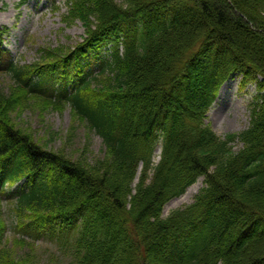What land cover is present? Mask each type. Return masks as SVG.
<instances>
[{
    "label": "trees",
    "instance_id": "16d2710c",
    "mask_svg": "<svg viewBox=\"0 0 264 264\" xmlns=\"http://www.w3.org/2000/svg\"><path fill=\"white\" fill-rule=\"evenodd\" d=\"M66 3L85 27L75 45L22 63L0 43V264H27L4 200L23 240L56 241L69 264H264V0ZM237 73L257 83L250 124L221 136L207 115ZM35 100L70 107L105 155L43 145L17 118ZM201 176L194 201L164 217Z\"/></svg>",
    "mask_w": 264,
    "mask_h": 264
},
{
    "label": "rangeland",
    "instance_id": "374dc122",
    "mask_svg": "<svg viewBox=\"0 0 264 264\" xmlns=\"http://www.w3.org/2000/svg\"><path fill=\"white\" fill-rule=\"evenodd\" d=\"M67 11L66 0H0V30L5 26L10 27V31L3 35L2 48L10 51L14 59L28 63L38 58L41 47L75 45L81 40L85 27L79 19L67 21ZM248 45L259 53V43L254 39H249ZM242 78L239 73L233 75L229 79L233 80L230 87L223 93L220 89L216 102L208 112L206 122L221 136L238 134L250 124V103L257 91V83L254 81L244 84ZM7 83V76L0 75V88L8 85ZM45 105L35 100L17 115L18 122L30 130L43 145L61 150L74 159L93 161L105 155L103 138L91 131L88 124L74 115L70 107L60 110L47 108ZM242 146L243 143L238 142L235 148ZM161 148L162 142H159L155 151L156 161ZM204 186V177H200L183 195L167 202L163 216L167 217L174 209L192 203ZM3 202L4 216L8 223L5 236L9 237L14 253L26 257L27 264H69L57 253L56 241L43 236H25L28 239L23 240L22 233L13 228L11 203L8 200Z\"/></svg>",
    "mask_w": 264,
    "mask_h": 264
},
{
    "label": "bare ground",
    "instance_id": "6f19581e",
    "mask_svg": "<svg viewBox=\"0 0 264 264\" xmlns=\"http://www.w3.org/2000/svg\"><path fill=\"white\" fill-rule=\"evenodd\" d=\"M233 80H228L224 83V85L221 88V93H223L225 90H227L230 87V84H232Z\"/></svg>",
    "mask_w": 264,
    "mask_h": 264
}]
</instances>
